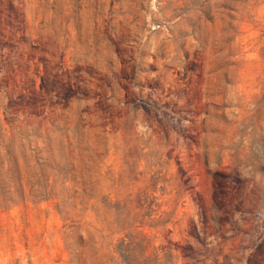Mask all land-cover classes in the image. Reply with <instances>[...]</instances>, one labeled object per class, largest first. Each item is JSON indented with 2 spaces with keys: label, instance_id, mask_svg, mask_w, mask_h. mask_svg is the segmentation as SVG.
<instances>
[{
  "label": "rangeland",
  "instance_id": "obj_1",
  "mask_svg": "<svg viewBox=\"0 0 264 264\" xmlns=\"http://www.w3.org/2000/svg\"><path fill=\"white\" fill-rule=\"evenodd\" d=\"M0 264H264V0H0Z\"/></svg>",
  "mask_w": 264,
  "mask_h": 264
}]
</instances>
